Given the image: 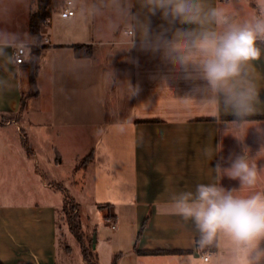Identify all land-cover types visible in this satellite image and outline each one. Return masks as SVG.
Segmentation results:
<instances>
[{
    "label": "crops",
    "instance_id": "obj_1",
    "mask_svg": "<svg viewBox=\"0 0 264 264\" xmlns=\"http://www.w3.org/2000/svg\"><path fill=\"white\" fill-rule=\"evenodd\" d=\"M53 1L61 7L68 0ZM71 1L75 16L53 14L41 23L36 40L30 32L36 0H0V116L11 117L0 124V155L9 156L29 188L24 200L0 204V264H58V215L65 202L59 185L66 187L68 179L56 172L67 161L74 171L90 154L84 179L99 219L93 228L98 263L113 264L117 257V264H189V256L202 255L194 247V225L166 211V205L175 193L213 182L211 169L235 150L229 147L235 140L231 135L243 131L225 120L231 115H217L202 101L186 99L191 83L178 79L158 53L141 50L139 39L127 49L128 26L135 23L127 11L129 0ZM211 3L241 18L255 7V0ZM149 20L153 32L164 25L159 14ZM108 43L121 46L124 62L111 51H98ZM77 44L92 45V56L77 57L71 47ZM18 46L26 50L25 65L16 64ZM34 47L40 49L35 63L39 95L30 97L28 63ZM110 65L115 68L111 78ZM253 70L264 100V53ZM162 76L168 84L161 83ZM126 85L129 103L115 100L108 109L109 95L123 96ZM248 137L245 143L255 153L259 144L253 129ZM221 139L223 151L209 159L206 150L214 151ZM257 189H264V178ZM109 220L117 223L115 230ZM147 251L184 253L143 254Z\"/></svg>",
    "mask_w": 264,
    "mask_h": 264
},
{
    "label": "clouds",
    "instance_id": "obj_2",
    "mask_svg": "<svg viewBox=\"0 0 264 264\" xmlns=\"http://www.w3.org/2000/svg\"><path fill=\"white\" fill-rule=\"evenodd\" d=\"M137 5L138 12H132ZM127 11L135 21L128 26L127 49L139 39L141 50L158 53L178 79L191 83L186 99L231 115L229 123L243 131L231 135L240 152L217 160L213 182L175 193L166 205V211L194 225V247L202 255L189 256V264H264V189H257L264 178V122L251 119L264 111L253 74V62L264 53V0H255L246 18L211 0H129ZM157 14L164 25L153 32L149 17ZM161 83L168 84V77ZM249 129L257 136L255 153L245 143ZM222 151L221 139L206 155L212 159ZM224 177L240 187H224Z\"/></svg>",
    "mask_w": 264,
    "mask_h": 264
},
{
    "label": "rangeland",
    "instance_id": "obj_3",
    "mask_svg": "<svg viewBox=\"0 0 264 264\" xmlns=\"http://www.w3.org/2000/svg\"><path fill=\"white\" fill-rule=\"evenodd\" d=\"M60 5L61 4L55 2L51 16L58 11ZM253 8L255 9L254 6ZM98 51H100L102 54L111 51L114 57L117 56L122 62L125 61L126 53L124 50H121V46L118 44H102L98 46ZM114 69V65L109 66V78H111ZM126 77L129 84V71ZM126 90L127 93L125 92L123 96H121L120 93H114L113 99L109 95L108 109L113 107L115 100L119 105H121V103L126 105L129 103L128 100L130 101V85H126ZM2 117H5V120L8 121L9 116H0V121L3 120ZM246 141L250 142L248 135L246 137ZM229 147L235 149L233 152L239 153L240 146L236 140L231 141ZM90 161V155L82 158L78 162V165L74 171L71 169L70 161H67L66 164L56 172L58 176L68 179V182L65 183L66 187L59 185L62 189L61 193L63 197H66V202L63 208L60 209L58 215V264H87L84 259V247L88 253L91 251L94 254L95 252L92 248L93 228L99 219L96 210H93L92 206L89 204L87 194L88 186L85 187L86 181L84 179V172L87 169ZM18 175L19 173L16 167L12 162L9 161V156L0 155V204L22 199L24 200L26 198V191L29 188L24 185L23 179L18 178ZM224 180L226 188H229L233 183L237 186H240L239 182L236 180H230L227 177H225ZM34 189L36 190V187H34L33 190ZM74 197L80 200L82 207H80ZM73 215L78 216V221L80 223L79 234L82 238V242L78 240V236L72 230L71 218ZM103 260H105V258H103Z\"/></svg>",
    "mask_w": 264,
    "mask_h": 264
},
{
    "label": "trees",
    "instance_id": "obj_4",
    "mask_svg": "<svg viewBox=\"0 0 264 264\" xmlns=\"http://www.w3.org/2000/svg\"><path fill=\"white\" fill-rule=\"evenodd\" d=\"M37 8L36 10L32 13L31 15V20H30V32L32 36L38 40L39 39V29L41 23L46 21L48 18L51 17L53 6L55 5V2L53 0H36ZM77 57L79 58H90L93 53V47L92 45H82V44H77L71 46ZM40 49L37 47H34L31 51L30 55V61L28 63L29 67V80H30V88L31 91L29 93L30 97H37L39 95V88L37 84V67H36V60L39 56ZM25 102H22V110L24 107ZM11 117L8 118V120ZM3 120L0 121V124H4L7 122L5 120V117H2ZM251 119L255 121H264V115H258L254 116ZM225 120H232V116L225 117ZM91 154H90V159H91ZM65 202H66V197H65ZM64 202V204H65ZM105 208V207H101ZM72 230L75 232V234L78 236V240L82 242V238L80 237L79 230H80V223L78 221V216L73 215L72 218ZM93 248V247H92ZM84 259L87 264H99L97 256L94 252V254L90 251L89 253L85 250L84 247ZM184 252L182 251H147L144 252L143 254H148V255H161V254H182ZM113 264H117V257L114 258Z\"/></svg>",
    "mask_w": 264,
    "mask_h": 264
},
{
    "label": "built area",
    "instance_id": "obj_5",
    "mask_svg": "<svg viewBox=\"0 0 264 264\" xmlns=\"http://www.w3.org/2000/svg\"><path fill=\"white\" fill-rule=\"evenodd\" d=\"M75 14L76 7L74 5V2L71 0L66 1L65 4L62 5L56 13H54V15H57L62 19H72ZM14 56L17 65H25L27 63V53L23 46H18L15 49ZM109 223L111 224V228L115 230L117 227V223L114 220H109Z\"/></svg>",
    "mask_w": 264,
    "mask_h": 264
},
{
    "label": "water",
    "instance_id": "obj_6",
    "mask_svg": "<svg viewBox=\"0 0 264 264\" xmlns=\"http://www.w3.org/2000/svg\"><path fill=\"white\" fill-rule=\"evenodd\" d=\"M96 242H97L96 235H94L93 236V241H92V247H93V249H96Z\"/></svg>",
    "mask_w": 264,
    "mask_h": 264
}]
</instances>
